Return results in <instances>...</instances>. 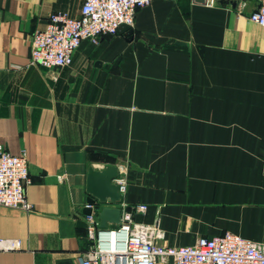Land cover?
Segmentation results:
<instances>
[{"label": "crops", "instance_id": "obj_1", "mask_svg": "<svg viewBox=\"0 0 264 264\" xmlns=\"http://www.w3.org/2000/svg\"><path fill=\"white\" fill-rule=\"evenodd\" d=\"M217 1L154 0L132 36L85 41L47 70L29 66L33 35L84 0H0V143L26 155L33 206L0 207V264L93 253L78 225L91 167L118 168V208L165 246L227 232L264 244V28L249 20L258 0Z\"/></svg>", "mask_w": 264, "mask_h": 264}, {"label": "built area", "instance_id": "obj_2", "mask_svg": "<svg viewBox=\"0 0 264 264\" xmlns=\"http://www.w3.org/2000/svg\"><path fill=\"white\" fill-rule=\"evenodd\" d=\"M153 2L84 0L79 18L68 13L52 15L46 27L33 35L29 66L47 70L70 67L75 52L85 41L98 45L103 37L116 36L123 26L133 29L138 13ZM207 4L216 6L218 1L207 0ZM258 5L249 20L264 28V0H258ZM64 180V176L58 177L59 182ZM30 183L26 155L14 156L0 143V207L33 212L27 199ZM116 184L123 196L127 191L126 180L119 178ZM86 207L93 209L92 206ZM147 210V206H139L136 211L144 214ZM83 220L88 225V237L95 248L92 254L82 258V264H264V244L231 232L200 238L194 245L168 247L162 244L165 233L159 225L138 223L135 211L123 210L120 225L110 233L107 249L103 247L97 213L94 211Z\"/></svg>", "mask_w": 264, "mask_h": 264}, {"label": "water", "instance_id": "obj_3", "mask_svg": "<svg viewBox=\"0 0 264 264\" xmlns=\"http://www.w3.org/2000/svg\"><path fill=\"white\" fill-rule=\"evenodd\" d=\"M226 1H221V4H226ZM120 34L132 36L134 31L127 26L120 28ZM120 178V172L115 166H108L103 170H96L93 167L89 168L87 175L86 193L88 195L87 206L83 217H90L95 211L98 213L99 232L101 233L103 247L109 248L112 228L109 225L118 227L121 223L122 210L118 208L122 204V194L116 182ZM78 225L88 228L87 223L82 219ZM114 228V229H115Z\"/></svg>", "mask_w": 264, "mask_h": 264}]
</instances>
